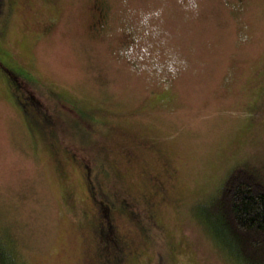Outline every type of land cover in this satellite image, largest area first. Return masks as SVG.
I'll return each instance as SVG.
<instances>
[{
	"label": "rangeland",
	"instance_id": "1",
	"mask_svg": "<svg viewBox=\"0 0 264 264\" xmlns=\"http://www.w3.org/2000/svg\"><path fill=\"white\" fill-rule=\"evenodd\" d=\"M244 163L264 171V0H0L15 262L240 264L211 203Z\"/></svg>",
	"mask_w": 264,
	"mask_h": 264
},
{
	"label": "trees",
	"instance_id": "2",
	"mask_svg": "<svg viewBox=\"0 0 264 264\" xmlns=\"http://www.w3.org/2000/svg\"><path fill=\"white\" fill-rule=\"evenodd\" d=\"M89 187L92 190L90 179ZM211 207L218 220L212 231L236 262L264 264V171L248 163L234 167L213 196ZM1 242L0 264H23L15 262ZM120 247L112 251L119 252Z\"/></svg>",
	"mask_w": 264,
	"mask_h": 264
},
{
	"label": "flooded vegetation",
	"instance_id": "3",
	"mask_svg": "<svg viewBox=\"0 0 264 264\" xmlns=\"http://www.w3.org/2000/svg\"><path fill=\"white\" fill-rule=\"evenodd\" d=\"M103 21H104V14H100V17H99V24H103ZM113 227L111 226V224L110 225H108V229H109V231H112L113 229H112ZM118 248V246H113V249H117ZM120 249L121 250H123V247H120ZM113 252V251H112Z\"/></svg>",
	"mask_w": 264,
	"mask_h": 264
}]
</instances>
